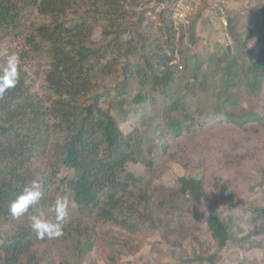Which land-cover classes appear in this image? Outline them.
I'll list each match as a JSON object with an SVG mask.
<instances>
[{
    "label": "rangeland",
    "instance_id": "374dc122",
    "mask_svg": "<svg viewBox=\"0 0 264 264\" xmlns=\"http://www.w3.org/2000/svg\"><path fill=\"white\" fill-rule=\"evenodd\" d=\"M189 1L190 15L184 20L164 12V18L171 17L176 29L171 63L176 65L177 72L169 89L172 93L178 90L184 94V112L192 117L183 124L179 134L171 133L165 121L169 116L180 118L183 110L175 109L167 115L155 92L152 94L156 102H149L151 108L147 102H132L133 94L138 91L134 80L126 82L120 74L114 85L106 78L97 89L103 93H111L113 88L123 90L115 97L116 107L111 113L122 132L140 142L138 162L129 166L140 177V186L148 192L149 198L144 201L136 196L134 201L130 200L134 207L125 215L134 228L129 230L109 222H94L92 215L85 217L80 213L76 220L82 224L81 231L66 224L67 234L64 232L63 237L45 236L39 241L36 250L48 261L42 264H211L205 259H191L195 255L205 258L217 250L206 223L209 208L214 204L234 225L231 239L218 251L212 264H264V220L252 211L264 207V80L259 91L250 93L240 78L251 62V53L262 44V37L255 28V17L264 0ZM118 2L136 13V16L131 15L130 21H140L145 15L138 31L148 30L151 39L163 47L162 52L171 54L170 47L165 46L166 34L158 17L164 7L171 8L170 3L165 0ZM218 9L224 11L226 25L222 24L223 14L218 15ZM44 19L32 9L22 34L0 37V68L4 67L10 52L25 50L27 55L20 60V66L39 92L43 90L50 55L47 47L32 51L24 36ZM93 37L97 43L100 39L98 29L93 30ZM228 40L231 48L225 42ZM138 56L136 54L139 59ZM121 60L122 63L126 61ZM195 69L198 75L193 77ZM233 73L238 78L229 84L224 78ZM191 82L194 93L189 86ZM186 85L189 90L181 93ZM221 90L223 93L218 94ZM227 95L234 103H223ZM174 97L168 92L166 101ZM248 111L258 118L240 124L225 115L228 112L241 116ZM161 127L163 136L159 133ZM163 144H166L164 149L161 148ZM51 153L46 150L33 160L32 166L39 171L53 172L55 158ZM72 175L71 169H59L52 184L53 200L61 190L59 178ZM181 175L202 181L205 195L200 200H193L188 193L175 194ZM50 208L46 206L45 213L43 209L38 210L36 216L49 214ZM32 222V217H25L23 221L8 220L2 229L14 231L19 225L31 226ZM94 223L91 229L90 224ZM87 238L91 246L82 251L80 248Z\"/></svg>",
    "mask_w": 264,
    "mask_h": 264
},
{
    "label": "trees",
    "instance_id": "16d2710c",
    "mask_svg": "<svg viewBox=\"0 0 264 264\" xmlns=\"http://www.w3.org/2000/svg\"><path fill=\"white\" fill-rule=\"evenodd\" d=\"M32 9L45 19L35 24L24 38L32 51L47 47L50 63L43 77L41 92L32 87L26 71L20 66L18 85L0 97V264L48 263L44 254L36 250L45 236L39 237L27 225L21 224L14 231L2 229V226L8 220L23 221L25 217L36 216L38 210L44 211L61 196L71 202L70 219L66 224L73 229H82L81 222L76 220L80 213L85 217L92 215L94 222H109L126 226L129 230L134 228L125 215L134 207L130 200L134 201L136 196L144 201L149 198L148 192L140 186V177L129 166L138 162L140 142L123 133L111 113V109L116 107L115 97L123 90L113 88L111 93L97 91L106 78L112 85L120 74L126 82L134 80L138 87L132 96L134 103L147 102L151 108L150 103L156 102L153 100L155 92L167 115L175 109L183 110L180 118L169 116L165 121L171 133L179 134L183 124L192 120L184 112V94L178 90L172 93L169 89L177 72L176 65L171 63L176 29L171 17L164 18V12L171 16V8L166 6L158 14L161 29L166 34L164 43L172 50L171 54L162 52L163 47L151 39L147 29V32L138 31L145 15L140 17V21H130L131 15L136 13L124 8L118 0H0V37L22 34ZM220 13L218 9V15ZM255 20L262 44L254 54L251 53V62L240 77L250 93L259 91L264 80V4ZM95 29H98L100 37L97 43L93 37ZM225 42L231 48L229 40ZM17 54L21 61L27 55L25 50ZM136 54H139V59ZM121 58L126 60L124 64ZM197 75L195 69L193 77ZM229 76L224 78L229 80V84L238 78L236 73ZM189 86L194 93L193 83ZM189 86L182 87L181 93L189 90ZM168 92L175 95L171 101H166ZM224 102L232 104L234 100L227 95ZM219 109V105L216 106L217 112ZM225 115L240 124L258 118L249 111L241 116L228 112ZM159 133L164 135L163 127L159 128ZM165 146L163 144L161 148ZM46 150H51L55 158L53 172L39 171L32 166L33 160ZM62 167L71 169L73 175L59 178L61 190L53 200L52 184ZM177 180L179 188L175 194L184 196L188 193L197 201L205 195L199 178L181 175ZM33 181L41 185L42 198L29 214L14 219L9 205L25 185ZM56 188L59 187L56 185ZM252 211L264 220V207L253 208ZM49 212L45 216L54 219V214ZM226 218L223 210H218L216 204L211 205L206 223L217 250L205 258L195 255L191 260L214 262L218 251L231 239L234 224ZM94 225L90 224V228ZM90 246L91 240L87 238L80 249L86 251Z\"/></svg>",
    "mask_w": 264,
    "mask_h": 264
},
{
    "label": "clouds",
    "instance_id": "9594fccd",
    "mask_svg": "<svg viewBox=\"0 0 264 264\" xmlns=\"http://www.w3.org/2000/svg\"><path fill=\"white\" fill-rule=\"evenodd\" d=\"M20 71L19 55L16 52H10L6 56L4 67L0 68V97L18 85ZM40 189L41 185L35 181L30 185H25L22 192L9 205V212L14 219L29 214L30 210L40 202L43 195ZM70 204L71 202L67 197L56 199L50 208L54 214V219L50 220L46 216H33L32 229L41 238L44 236L49 238L62 236L64 225L70 219Z\"/></svg>",
    "mask_w": 264,
    "mask_h": 264
},
{
    "label": "built area",
    "instance_id": "2783aa9c",
    "mask_svg": "<svg viewBox=\"0 0 264 264\" xmlns=\"http://www.w3.org/2000/svg\"><path fill=\"white\" fill-rule=\"evenodd\" d=\"M190 1L189 0H175V2H173L171 4V11L173 14V18H178V19H182L184 20L185 17H189L190 13ZM188 7V9L186 8ZM192 7L194 8V5H192ZM189 10V11H188ZM187 13V14H186ZM221 13L223 14V16L221 17L222 20V24L226 25L227 24V20L224 19V13L221 11Z\"/></svg>",
    "mask_w": 264,
    "mask_h": 264
}]
</instances>
